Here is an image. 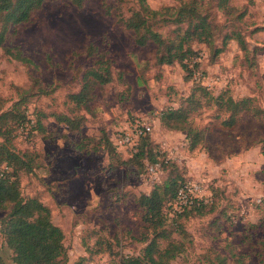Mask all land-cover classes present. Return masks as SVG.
Instances as JSON below:
<instances>
[{
  "label": "rangeland",
  "instance_id": "374dc122",
  "mask_svg": "<svg viewBox=\"0 0 264 264\" xmlns=\"http://www.w3.org/2000/svg\"><path fill=\"white\" fill-rule=\"evenodd\" d=\"M182 3L195 5L209 25L207 42L189 38L187 44L206 52L199 69L210 91L251 97L264 110V0H147L149 9L161 12L147 15V24L165 42H176L187 29V21H175ZM138 10L137 0H86L81 7L70 0H46L28 21L0 23L5 28L0 113L12 112L5 120H18L29 104L39 116L65 113L78 126L69 130L48 117L43 133L25 138V131L17 132L10 147L35 154L34 168L18 172L21 196L35 197L49 208L64 235L62 264H122L125 254H140L146 245L137 198L185 172L192 197L209 196L213 185L222 190L213 211L165 222L171 238L183 242V251L170 264H209L205 255L210 249L226 251L228 264H264V114L246 112L235 125L223 126L228 114L200 96L179 64L159 65L154 43H134L123 22ZM99 57L109 64L111 81L91 84L85 103H73L68 95L80 90L84 74L100 65ZM192 92L200 107L188 120L204 139L189 149L185 133L164 127L159 116ZM140 115L154 120L148 138L152 153L171 160L164 172L147 167L137 175L145 159L130 158L128 152L109 157L103 133L113 139ZM84 137L86 149L95 150H75ZM173 211L167 208L170 218ZM166 244L159 239L160 248ZM12 255L0 234V264H15Z\"/></svg>",
  "mask_w": 264,
  "mask_h": 264
},
{
  "label": "trees",
  "instance_id": "16d2710c",
  "mask_svg": "<svg viewBox=\"0 0 264 264\" xmlns=\"http://www.w3.org/2000/svg\"><path fill=\"white\" fill-rule=\"evenodd\" d=\"M46 0H0V23L18 24L30 19L33 11L40 8ZM86 0H70L77 7H81ZM140 10L124 20V25L133 33L134 43L143 47L152 42L157 46L156 63L159 65H171L177 63L186 71L185 79L192 81L193 85L200 92V96L207 98L215 103L219 110H223L228 116L222 120V125L231 127L235 125L237 117L246 112H251L254 116L264 114V110L253 104L251 97H242L234 99L231 96L220 92L213 94L208 86L192 80V71L188 67L197 51L187 44L189 38H195L197 41H208L210 36L209 25L206 17L197 14V8L190 3H182L175 11V21L183 23L187 21V29L182 35L178 36L176 42H165L161 35L152 31L147 24V15L155 16L160 11L151 10L146 4L147 0H137ZM179 1V0H178ZM223 3L227 0H222ZM197 21L193 22L192 18ZM191 30H190V29ZM5 28L0 29V46L4 42ZM224 44V41H223ZM89 51V48H88ZM221 50L218 49L217 52ZM100 65L87 71L83 76V83L79 91L71 92L68 99L73 103H85L91 84H106L111 81L110 67L108 63L96 59ZM195 68H200V62L194 64ZM29 104L22 109L18 120H5L11 116V111L0 113V136L3 141L0 142V211L4 214L0 217V234L4 236L7 247L12 251V260L15 264H62L66 258V248L64 246V235L62 230L52 222L49 208L35 197L24 198L21 196L18 181V172L22 170H31L34 168L33 159L35 154L27 150L21 153L14 151L9 143L16 137L19 130L26 132V137H31L35 131L44 132L45 118L53 117L58 124L65 125L69 130H75L72 119L65 113H44L38 114L35 107L30 110ZM200 107L199 98L195 92L190 93L184 102L179 106H168L160 111L159 120L162 125L171 130H178L185 133L189 141V149L195 148L203 141V132L201 129L190 124L188 117L191 112ZM6 126L3 130L2 126ZM11 125V126H10ZM8 126H10L8 128ZM109 157H118L119 151L114 145L113 139L105 133L102 136ZM149 134L140 137L137 151L130 155L133 159H145L143 167L137 175L142 174L148 166L157 165L159 171L164 172L171 164V160L166 156L156 157L152 153ZM82 138L80 142L74 144L75 150H95V148L86 149V144ZM141 163V162H140ZM142 166V163H141ZM174 168H178L174 166ZM176 178H167L162 183H156L149 192L141 193L137 198V204L143 211L141 220L143 228L150 231L151 236L147 239V230L145 237L146 245L140 254H125L122 258V264H170L177 255L183 251V242L171 238L172 230L165 227L167 220H177L179 217H188L211 212L218 201L217 193L222 190L220 186L213 185L210 188V195L205 201L201 198L193 201L189 206H183L176 211L170 218L167 208L178 199L179 191L188 183L187 173L183 172ZM223 211V210H222ZM177 229L179 233L185 235L181 226ZM176 230V231H177ZM159 239L167 240L164 248L159 247ZM232 255V254H231ZM206 260L209 264H228L229 255L224 252H218L216 249H210Z\"/></svg>",
  "mask_w": 264,
  "mask_h": 264
},
{
  "label": "built area",
  "instance_id": "2783aa9c",
  "mask_svg": "<svg viewBox=\"0 0 264 264\" xmlns=\"http://www.w3.org/2000/svg\"><path fill=\"white\" fill-rule=\"evenodd\" d=\"M195 57L188 62V67L192 71V80L198 81L203 85H208L207 80L204 78L200 69H196L194 64L200 62L203 58H206L205 50H197ZM154 127V120L148 116H134L132 117L127 124H125L121 129L118 130L117 136L113 138L114 145L119 152L130 153V155L137 151V146L140 137L150 134ZM149 169L159 170L157 165L148 166ZM188 186L186 185L179 191L178 199L176 202L170 204V208L174 211L171 214H174L176 211H179L183 206H189L193 201H197L200 198L197 196H191L190 192L187 191ZM209 196L202 197L207 201Z\"/></svg>",
  "mask_w": 264,
  "mask_h": 264
}]
</instances>
